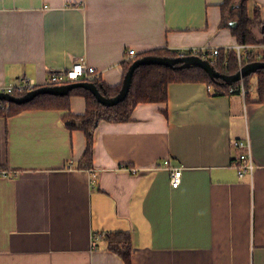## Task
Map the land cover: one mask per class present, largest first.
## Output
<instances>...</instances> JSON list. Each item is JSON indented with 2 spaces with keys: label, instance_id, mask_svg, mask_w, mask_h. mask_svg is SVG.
<instances>
[{
  "label": "crops",
  "instance_id": "obj_1",
  "mask_svg": "<svg viewBox=\"0 0 264 264\" xmlns=\"http://www.w3.org/2000/svg\"><path fill=\"white\" fill-rule=\"evenodd\" d=\"M223 2L0 0V83H43L84 57L118 86L130 48H236ZM256 6L264 21V0H249L250 15ZM86 105L71 96L73 113ZM62 115L0 116V264H125L102 236L118 230L131 233L132 264H264V102L171 82L166 102L98 124L90 168L78 167L85 133ZM247 138L257 167L241 176L232 141ZM167 159L182 168L177 187L158 167Z\"/></svg>",
  "mask_w": 264,
  "mask_h": 264
},
{
  "label": "trees",
  "instance_id": "obj_2",
  "mask_svg": "<svg viewBox=\"0 0 264 264\" xmlns=\"http://www.w3.org/2000/svg\"><path fill=\"white\" fill-rule=\"evenodd\" d=\"M223 19L225 23L227 13H233L237 17V23L232 27V33L237 38L239 45L251 46L264 43V21L261 16V9L256 6L253 15L249 13V0H224L222 4ZM257 52V53H256ZM247 48L239 57L236 48H221L213 64L217 71L226 74L237 72L241 66L248 62L264 60V49ZM182 54H195L189 50L180 52L177 49L157 48L146 52L143 55L125 61V74L133 61L144 55L179 56ZM196 54L203 56L201 51ZM260 55V58L258 57ZM258 78L256 94L247 91L245 99L254 102H264V68L258 69L242 80L246 88H251L254 79ZM99 91L107 96H115L121 89L122 84L110 86L102 81L101 77L93 78ZM171 82H206L211 85L215 92L221 94L239 93L241 80L229 83L222 78H212L209 73L199 67H168L162 64H143L136 68L130 90L125 99L115 105H104L98 101L94 93L85 87H75L69 93L56 95L51 93L38 94L34 99L25 103H16L6 99H0V116H12L25 109H58L63 111V119L70 129H80L86 136V149L78 163L80 168H90L93 165V151L95 144V130L98 124L103 121L120 122L131 118V114L139 103L166 102L168 100V86ZM238 88L230 92V88ZM26 92L14 93L11 95L22 96ZM72 95H82L86 98V111L82 114H75L71 110L70 98ZM106 246L109 250L120 255L125 264H132L133 241L128 231H111L103 233Z\"/></svg>",
  "mask_w": 264,
  "mask_h": 264
},
{
  "label": "built area",
  "instance_id": "obj_3",
  "mask_svg": "<svg viewBox=\"0 0 264 264\" xmlns=\"http://www.w3.org/2000/svg\"><path fill=\"white\" fill-rule=\"evenodd\" d=\"M263 45V44H262ZM260 45H251V46H245V45H237L236 50L241 58V53L247 48H253L257 49L262 46ZM218 47H210V46H203L202 49H195V54L198 51H201L203 53L204 58H207L210 60L212 64L216 62V56L219 53ZM136 55L135 49L130 48L125 53V61H129L133 59ZM101 77V72L95 67L87 65L85 58L81 57L77 61L73 63V65L67 69L57 70L53 71L48 79L43 83H38L32 78L29 77H21L18 82L14 84H7V83H0V93H8V94H14V93H20V92H28L30 90H33L41 85H62L67 84L75 81L80 80H91L93 78H99ZM238 88L231 87L230 91H235ZM239 90L242 94L245 95V93L249 90L245 87L243 80H241V85L239 87ZM232 144L235 147L241 148V152L239 156L235 160V166L239 169V174L241 176L245 174L252 175L255 168L257 167L255 159L253 157L252 152V143L250 138H247L244 140H233ZM158 167H163L167 170H169L170 173V182L173 187H177L181 183L182 179V168L181 167H173L170 165L169 160H165L162 165H158ZM95 235L94 237H96ZM96 241H93V245L95 246Z\"/></svg>",
  "mask_w": 264,
  "mask_h": 264
},
{
  "label": "water",
  "instance_id": "obj_4",
  "mask_svg": "<svg viewBox=\"0 0 264 264\" xmlns=\"http://www.w3.org/2000/svg\"><path fill=\"white\" fill-rule=\"evenodd\" d=\"M143 64H162L168 67H190L199 66L205 69L212 78H222L229 83L242 80L246 75L256 72L258 69L264 68V60H257L254 62H248L240 67V69L233 74L221 73L216 70L215 66L209 59L204 58L198 54H182L179 56H159V55H144L133 61L128 71L126 72L120 91L111 97L103 95L97 85L92 81L80 80L62 85H41L33 90L26 92L22 96L11 95L8 93H0V99H6L8 101H14L16 103H25L34 99L38 94L51 93L56 95H63L69 93L75 87H85L91 90L99 102L104 105H115L123 101L127 96L136 68Z\"/></svg>",
  "mask_w": 264,
  "mask_h": 264
},
{
  "label": "rangeland",
  "instance_id": "obj_5",
  "mask_svg": "<svg viewBox=\"0 0 264 264\" xmlns=\"http://www.w3.org/2000/svg\"><path fill=\"white\" fill-rule=\"evenodd\" d=\"M257 49H258V48H257ZM257 49H255V52H256ZM256 53H257V52H256ZM258 57L260 58V55H259V54H258Z\"/></svg>",
  "mask_w": 264,
  "mask_h": 264
}]
</instances>
